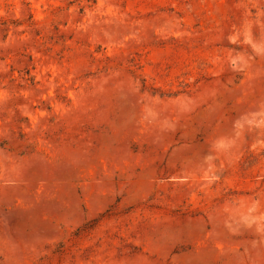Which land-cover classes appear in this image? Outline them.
<instances>
[{"label":"rangeland","instance_id":"374dc122","mask_svg":"<svg viewBox=\"0 0 264 264\" xmlns=\"http://www.w3.org/2000/svg\"><path fill=\"white\" fill-rule=\"evenodd\" d=\"M0 264H264V0H0Z\"/></svg>","mask_w":264,"mask_h":264}]
</instances>
